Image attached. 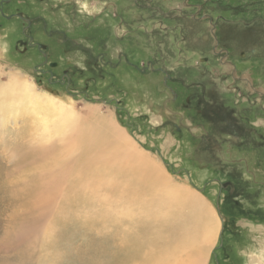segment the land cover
I'll list each match as a JSON object with an SVG mask.
<instances>
[{
	"label": "rangeland",
	"instance_id": "1",
	"mask_svg": "<svg viewBox=\"0 0 264 264\" xmlns=\"http://www.w3.org/2000/svg\"><path fill=\"white\" fill-rule=\"evenodd\" d=\"M96 2L98 11L95 0H0V85L17 77L80 114L113 118L155 159L156 172L201 195L219 219L202 264H264V96L257 102L235 83L239 98L214 80L225 56L238 76L248 72L264 88V0ZM5 115L0 264H152L157 258L142 255L183 239L175 226L193 220L187 208L166 206L153 195L159 190L147 197L118 182L84 192L72 184L84 161L79 150L50 165V155L33 156L31 124ZM49 146L54 157L63 149ZM54 176L61 188L46 216L29 239H17L10 226Z\"/></svg>",
	"mask_w": 264,
	"mask_h": 264
},
{
	"label": "bare ground",
	"instance_id": "2",
	"mask_svg": "<svg viewBox=\"0 0 264 264\" xmlns=\"http://www.w3.org/2000/svg\"><path fill=\"white\" fill-rule=\"evenodd\" d=\"M96 3L95 0V4ZM102 7L103 2L97 3L95 6L96 10ZM220 63L222 66V72L216 73L214 80L218 84H222V90L224 92H235L240 98L243 94H240V88V90L236 88V83V85L243 88V90L256 92L258 94V96H256L257 102L263 101L262 97L264 96V88L260 87L259 89L258 87H255L252 77L248 72H244L241 76H238L234 65L230 63L225 56L221 58ZM224 75L226 77L229 75L231 78L227 81H223L222 79L224 78H222V76ZM216 82L214 83L216 84ZM6 111L8 112L6 113ZM0 112L1 115L11 114L13 117H20L31 124L32 133L28 136V141H31L39 148H35L38 151L34 152L33 156L43 159L50 155L51 159L48 160V164L50 165L64 162V160L68 159V156L72 155L73 148L74 150H79L77 152L80 156H83L84 161L83 164H81V167L78 166L75 169L72 176L75 183L72 184H75L76 187H79L82 190L84 189V192H86V190L90 191L99 185H114L115 182H118V186L120 184L128 185L129 187H132L133 190H137L138 195L147 191L151 192L159 190V192L155 191L156 193L153 194V192H151V194L154 196L159 195V199L165 202L166 206L171 205L174 209L179 207L181 209L187 208L189 210L188 212L193 217V220L188 218L190 220L187 221L188 223L183 222V224H179L180 222H178V225L175 226L176 233H178L180 237L183 236V239L178 238L176 243H173L172 247L169 246L170 248L167 247L164 250H155L156 254H152L151 252L150 255L149 252L146 255H142L143 252L141 255L143 261L145 260L144 262L147 263H150L151 260L157 258V260L151 262L154 264H202L207 250L216 239L219 219L201 195L189 189L187 186H178L179 183L178 185L173 183L163 168L156 172L157 162L155 159L148 152L139 148L138 145L129 138L125 131L120 128L114 120H112L113 118L105 116L95 109L80 114L69 102H63L57 97L44 93L40 91V89L35 88L31 82L20 80V78L17 77H12L9 83L0 85ZM88 121H92V123H88ZM52 141L60 142L63 147L60 154L55 157L53 156V153L50 152L51 147L54 146H49V143ZM94 143H97V145H94ZM44 162V160H41L40 164L42 165ZM97 164L100 168L106 169L105 174L97 173ZM116 171L118 174L121 173V175L119 180L114 181L112 180L113 178L111 175H117ZM133 171L137 174L132 175ZM109 172L111 173L109 174ZM88 173L91 174V179L90 176L87 177ZM53 174H55V172ZM60 177L61 176H54L50 179L48 178V182L42 184L39 191H35L30 195L31 200L27 203L25 214L14 220L12 226H10L11 232L17 239H29V237L33 235L40 221L46 216L48 208L52 203V199L57 195L58 190L61 188L62 180L60 181ZM67 177L68 176H66V178ZM133 179H135L137 183H134ZM70 188L72 189L71 186ZM132 188H130V191H132ZM128 193L134 192L132 191ZM148 194L145 193L147 197L150 195ZM150 198L154 199L153 197ZM150 201L153 200L150 199ZM154 210H156V208ZM172 213L173 212H171V215ZM186 217L187 216H185V218ZM179 218L183 219L182 217ZM175 219L176 216L170 219L169 229L174 228L173 224H175ZM141 220L143 221L144 219ZM143 241L146 242L145 239H143ZM155 255L157 257H154ZM251 260L256 261L255 258Z\"/></svg>",
	"mask_w": 264,
	"mask_h": 264
}]
</instances>
